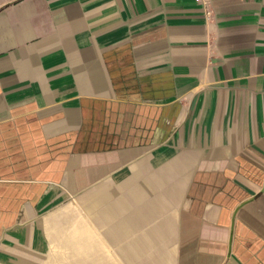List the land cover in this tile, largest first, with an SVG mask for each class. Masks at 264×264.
<instances>
[{
    "label": "crops",
    "instance_id": "0c3cea01",
    "mask_svg": "<svg viewBox=\"0 0 264 264\" xmlns=\"http://www.w3.org/2000/svg\"><path fill=\"white\" fill-rule=\"evenodd\" d=\"M55 261L264 264V0H0V264Z\"/></svg>",
    "mask_w": 264,
    "mask_h": 264
},
{
    "label": "built area",
    "instance_id": "2783aa9c",
    "mask_svg": "<svg viewBox=\"0 0 264 264\" xmlns=\"http://www.w3.org/2000/svg\"><path fill=\"white\" fill-rule=\"evenodd\" d=\"M199 1H200L201 3H203L204 6H206L209 0H199Z\"/></svg>",
    "mask_w": 264,
    "mask_h": 264
},
{
    "label": "rangeland",
    "instance_id": "374dc122",
    "mask_svg": "<svg viewBox=\"0 0 264 264\" xmlns=\"http://www.w3.org/2000/svg\"><path fill=\"white\" fill-rule=\"evenodd\" d=\"M65 261H55L56 264H64ZM50 263V262H49Z\"/></svg>",
    "mask_w": 264,
    "mask_h": 264
}]
</instances>
